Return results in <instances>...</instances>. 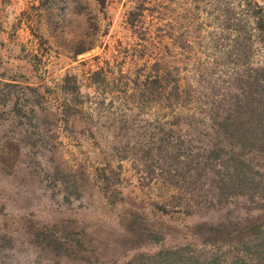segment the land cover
<instances>
[{
    "label": "rangeland",
    "instance_id": "obj_1",
    "mask_svg": "<svg viewBox=\"0 0 264 264\" xmlns=\"http://www.w3.org/2000/svg\"><path fill=\"white\" fill-rule=\"evenodd\" d=\"M238 1L0 0V264H261L264 147L242 151L243 178L207 158L226 141L213 131L184 134L176 157L144 86L156 45L125 23L137 2L145 23L163 4L186 40L166 62L192 78L194 111L221 113L235 73L263 61L251 26L243 48L226 27L249 20Z\"/></svg>",
    "mask_w": 264,
    "mask_h": 264
},
{
    "label": "trees",
    "instance_id": "obj_2",
    "mask_svg": "<svg viewBox=\"0 0 264 264\" xmlns=\"http://www.w3.org/2000/svg\"><path fill=\"white\" fill-rule=\"evenodd\" d=\"M97 1L100 6L103 5V0ZM238 4L243 6L241 9L244 8L245 12L248 13L249 20L242 18L244 14L241 13L236 18H231L232 20L226 18V27L234 29L236 33L233 38L234 45L243 48V39L248 40L251 36L250 31L246 28L251 26L263 45V61L255 66L249 65L246 72L240 70L238 75L235 73L234 82L243 81V88H241L240 93L234 96V99L232 98L219 108L222 110L221 113L217 112V109L214 112L210 110L207 114L201 108L199 112L194 111L191 104L193 98L192 78L187 74L180 75V68L176 64L166 62L165 57H169V59L176 57L172 55L185 50L186 40H184L183 34H177L171 21L160 19L163 13H167L163 4L157 11L155 10L154 13L157 15L155 20L145 23L142 20V12L145 8L140 2H137L127 10L125 23L133 34L141 36L142 39L150 38L156 45L158 58L154 61V75L150 80L146 79L147 82L145 80L144 86L146 88L147 83L151 84L153 91H156L161 113L170 115L169 119H162L158 123L159 129H161V138H158L160 142L163 143V138L166 137L170 138L171 141L173 140V150L177 157L180 155L178 149H180L181 138L184 137V134L190 131L199 132L201 129L213 131L216 136L223 137L226 141L219 140L206 145L207 158L219 161L220 163L216 166H221L233 174L237 173V177L243 178L248 160L242 156L244 153L242 151L245 147H251L250 150L256 146H259L258 149L264 147V5L258 4L255 0H239ZM82 51L79 50L78 52ZM98 71L95 70L92 74H98ZM243 117H247L248 121H242ZM250 150L249 153L252 152ZM219 179L223 181L224 177ZM220 195L223 194H216L217 200H219ZM161 211L167 213L165 207H161ZM223 225L220 223L209 224L207 230L218 235L222 233L221 226ZM262 237H264V232L261 234L260 246L258 245L257 248L264 251V239ZM176 249H165L159 254L160 256H169L168 254L173 256L176 254ZM214 259L212 258L207 264H214ZM259 260L261 261V257ZM136 261V259H130L123 264H135ZM256 263L258 264V262ZM157 264H178V262L174 258L173 263L159 262ZM184 264H200V262L198 258H195L193 261ZM261 264H264V259H262Z\"/></svg>",
    "mask_w": 264,
    "mask_h": 264
}]
</instances>
